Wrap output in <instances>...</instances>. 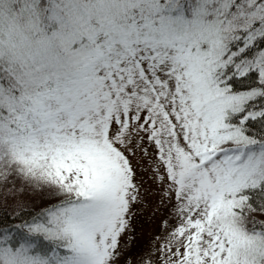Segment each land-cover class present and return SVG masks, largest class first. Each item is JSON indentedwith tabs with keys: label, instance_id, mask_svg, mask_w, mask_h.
Returning a JSON list of instances; mask_svg holds the SVG:
<instances>
[{
	"label": "snow or ice",
	"instance_id": "snow-or-ice-1",
	"mask_svg": "<svg viewBox=\"0 0 264 264\" xmlns=\"http://www.w3.org/2000/svg\"><path fill=\"white\" fill-rule=\"evenodd\" d=\"M146 144L172 211L139 264H264V0H0V180L51 201L0 216V264H129Z\"/></svg>",
	"mask_w": 264,
	"mask_h": 264
},
{
	"label": "rangeland",
	"instance_id": "rangeland-1",
	"mask_svg": "<svg viewBox=\"0 0 264 264\" xmlns=\"http://www.w3.org/2000/svg\"><path fill=\"white\" fill-rule=\"evenodd\" d=\"M146 153L139 151L130 157L136 170V181L141 185L143 193L142 201L132 206L133 213L130 228L126 235H122L121 243L125 246V255L129 264H139L141 259L147 260L149 254L154 258L156 248L166 241L168 225L165 220H171V207L167 200L161 203L163 193L162 185L158 180H153V173L156 171L154 148L145 145ZM120 264H124L121 260Z\"/></svg>",
	"mask_w": 264,
	"mask_h": 264
},
{
	"label": "trees",
	"instance_id": "trees-1",
	"mask_svg": "<svg viewBox=\"0 0 264 264\" xmlns=\"http://www.w3.org/2000/svg\"><path fill=\"white\" fill-rule=\"evenodd\" d=\"M246 86V82H235L237 88ZM7 180L10 182L0 180V216L7 215L14 223L19 224L21 218L30 219L32 215L51 202L47 196L48 190L43 189L42 186L35 187L25 184L15 174L8 176ZM253 215L258 220H264L262 212L257 211Z\"/></svg>",
	"mask_w": 264,
	"mask_h": 264
}]
</instances>
